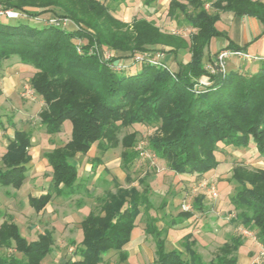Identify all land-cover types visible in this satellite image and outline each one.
Segmentation results:
<instances>
[{"label":"trees","instance_id":"trees-1","mask_svg":"<svg viewBox=\"0 0 264 264\" xmlns=\"http://www.w3.org/2000/svg\"><path fill=\"white\" fill-rule=\"evenodd\" d=\"M152 1L144 0L146 5ZM111 2L118 5L124 0ZM0 8L25 14L16 18L0 15V65L17 58L34 68L29 83L44 102L39 118L46 134L60 132L66 120L71 124L69 139L44 153L51 177L44 193L29 198L35 211L42 210L53 195L69 197L80 191L83 182L73 158L86 154L94 144L98 162L100 155L120 145L121 166L128 169L139 156L134 149L137 132L122 131L134 124L155 127L147 137V148L175 174L202 176L216 168L218 145L247 147L252 143L264 155V62L258 61L256 68L253 64L246 67L247 61L241 60L235 68L226 66L214 72L206 66L215 62L220 50L208 52L211 39L228 38L216 25L220 11L257 19L264 34V0H170L167 15L177 19V25L194 29L187 37L162 30L147 18L150 12L124 21L114 14L115 6L100 0H0ZM40 16H46L44 20L67 17L73 23L41 24L35 20ZM229 41L227 47L242 49ZM96 45L145 56L159 48L176 66L130 60L116 70L111 63L125 58L115 56L106 62ZM181 53L188 58H179ZM168 58L160 61L167 65ZM202 76L208 77L206 84L200 81ZM9 124L14 130L0 157V186L18 189L33 159L32 136L31 131L16 128L11 119ZM226 180L236 185L229 197L235 210L230 222L253 231L264 247V169L236 165ZM113 181L114 190L95 197L99 209L90 210L80 221L82 236L75 246L79 258L58 264H101L110 250L124 261V248L141 214L144 232L154 239L151 264H238L237 251L244 238L234 232L208 261L197 252L190 232L185 234L183 248L167 250L165 227L156 224L161 216L150 214L155 206L146 178L138 180L139 186ZM202 198H194V209H204ZM193 214V210L179 211L170 226ZM3 216L0 211V219ZM54 241L50 230L28 239L12 217L4 218L0 222V264H42ZM8 249L20 255L6 253Z\"/></svg>","mask_w":264,"mask_h":264},{"label":"rangeland","instance_id":"rangeland-1","mask_svg":"<svg viewBox=\"0 0 264 264\" xmlns=\"http://www.w3.org/2000/svg\"><path fill=\"white\" fill-rule=\"evenodd\" d=\"M100 1L109 2L111 6H115L114 14L116 15H118L117 11L120 8L127 7L125 2L117 5L112 3L111 0ZM208 4L209 2L206 3V7H208ZM157 8L158 23L161 25L162 23L168 24L165 28L169 32H175L184 37L192 32L187 25H177L175 23L177 19H175V22L169 23L164 6L160 5ZM189 8L191 7L189 6ZM130 11L131 8L126 17L127 22L132 21L136 16L139 17L138 15H144V11L139 13ZM45 17L40 16L35 20L38 23L45 24ZM179 18H182L181 13H179ZM255 23L257 29H259L260 24L257 21ZM223 41V37H214L210 48L217 47ZM260 43L261 40L250 42L252 46L249 48L260 47ZM108 50L111 52L110 58L122 56V58H125L122 60L124 62L131 60L127 58L132 56L130 52H112L110 49ZM249 51H252V49ZM156 53L163 54L161 57L165 56L163 50L159 48L156 49ZM185 54L181 53L179 58L185 59L187 57ZM170 59L166 60V64L174 69V63ZM16 61V58H12L8 63L3 61L0 65V76L3 75L4 66L14 64L13 62ZM252 64L257 68V62H246L244 65L251 67ZM232 65L228 60L227 67ZM135 67L133 66V68ZM30 73L27 72L24 75L21 85L14 94L3 95L0 87V157L5 149L8 137L13 134L14 129L9 124L10 119L14 122L16 128L31 131L32 146L30 152L33 156L28 165L23 185L19 189L0 186V211L5 215L0 220L9 216L13 217L20 232L28 239H35L39 233L46 230L52 231L55 240L52 251L43 258L42 264H58L70 258H79L75 253V246L78 245L81 239L80 221L90 210L97 211L99 209L95 197L104 195L107 190H114L113 180L123 186H139L138 180L143 177L146 178V182L150 186L149 197L155 206L154 209L150 210V214L161 216L157 222L159 221V224L165 227L163 236L165 237L167 250L175 247L183 248L185 234L190 232L191 238L195 237L196 239L195 242L197 243L194 247L197 252H200L205 261H208L214 256L216 248L228 239L230 232L240 234L242 226H235L230 222L235 215V210L229 202V197L235 192L236 185L227 181L226 178L231 175L232 168L236 165H243L248 168L263 167L264 155L256 151L257 148L252 143L247 147L218 145L216 156L220 159V162L215 174L208 177L204 174L202 176L175 174L167 167L164 160L154 156L152 151L147 148V137L155 131V127L144 124H134L122 131V133L133 130L137 132V143L134 149L139 150V156L128 169L121 166L122 149L120 145L100 155V161L98 162L99 151L94 144L86 154H77L73 158L83 182L80 191L69 197H56L53 195L42 210L35 211L29 203L28 196L45 192L51 177V167L44 152L65 143L69 139L71 124L66 120L60 132L54 135L45 133L39 118V112L44 107V102L34 92L29 83ZM196 196L203 197V210L193 208L192 202ZM187 208L193 210V216L176 225V227H171L169 223L171 218L179 211ZM136 223L137 227L132 232L131 240L124 248L127 258L120 261L118 252L110 250L104 254V261L101 264H151L155 260L154 239L151 235L146 234L143 228L145 217L141 214ZM253 234L243 235L241 233L247 246L245 252L255 254L250 255L252 258L250 264H264V247L257 242L254 232ZM202 236L211 239L206 248L200 244L203 240ZM0 251H3V249H0ZM12 252L15 251L13 249L6 250V253ZM15 253L20 255L18 252Z\"/></svg>","mask_w":264,"mask_h":264},{"label":"crops","instance_id":"crops-1","mask_svg":"<svg viewBox=\"0 0 264 264\" xmlns=\"http://www.w3.org/2000/svg\"><path fill=\"white\" fill-rule=\"evenodd\" d=\"M169 1L170 0H153L149 5H146L144 0H124L128 9H126L127 7L120 8V10L117 11V13L119 15V16L117 15V17H120L124 21H127L126 17L129 13L130 8H131L130 12L133 11V13H135L136 11H137V13L144 11L143 16H147L146 13L150 12V15H148L147 18L153 19L155 21V23L161 27L162 30L169 31L165 28L168 26V24L162 23V25H161L160 23H158L159 21L157 20V11H158L157 7L162 5L166 8L165 14H166V17L169 19L168 22L169 23L175 22L174 18L167 15V8H168ZM181 1L186 2L187 0H181ZM138 16H142V15H138ZM255 21L258 22L257 19L250 17V16H234L232 12L220 11V19L216 22V25H217L219 30H221L227 34L228 38L223 37L224 41L219 43L220 45H218L215 48H210V46H211V42H210L208 52L213 54V53L217 52L219 49H221L223 47H227V45L230 42L229 40H232L233 42H235L237 45L242 47V49L248 53H251V54H262V53H264V38H262V37H264V34L261 33V25H260V28L257 29ZM191 30H194V29L191 28ZM212 39H214V38H212ZM212 39H211V41H212ZM256 40H261L260 47L249 48L252 46V44H250V42H253V41L255 42ZM250 49H252V51H249ZM185 55H187L186 58H188L189 55L188 54H185ZM164 57L168 58L169 56L167 54H165ZM232 58H233V60H231ZM232 58L229 59V63H232L233 65L231 67H227V68H235L238 66V64L241 61L236 57H232ZM168 59H170V57ZM171 59L174 63L173 67H175L176 62H175V60H173V58H171ZM10 60H8L6 63H8ZM13 63L14 64H9L7 66H4L3 67L4 70L2 72L3 75L0 76V87L2 89L3 95L14 94V92L17 90V88L21 85V81H22V78L24 77V75H26L27 72H31L30 74L32 75L34 72V69L31 65L20 63L18 61V59L16 62H13ZM226 66H227V64H226ZM219 161H220V159H219ZM218 166H219V164L217 165V167L215 169L209 170L204 175H207L206 177L212 176L218 170ZM77 168H78V166H77ZM261 168L264 169V166ZM42 193H44V192H39L37 194H31L30 196H28V200L31 196H38L39 194H42ZM56 197H63V196H56ZM12 219H13V217H12ZM0 221H2V220H0ZM13 221L16 222L14 219H13ZM156 224L158 227H162L159 224V221ZM179 224H181V223H179ZM176 225H178V224H176ZM176 225L173 226V228L176 227ZM136 227H137V225H136ZM136 227L133 229V231L136 229ZM144 227H145V223H144L143 228ZM230 233H232V232H230ZM131 235H132V233H131ZM81 236H82V232H81ZM194 239H195V237H194ZM202 239H203L202 242H200L199 240H197V241L200 242V244L206 248L208 246V244L210 243L211 239L208 238L207 236L206 237L202 236ZM196 243L197 242H195V244ZM240 247H242V248L240 249ZM240 247L238 249V262L237 263L238 264H250L251 259H252L250 255H255V254H253L252 252H247V251L245 252V249H247L245 241H243V244Z\"/></svg>","mask_w":264,"mask_h":264},{"label":"built area","instance_id":"built-area-1","mask_svg":"<svg viewBox=\"0 0 264 264\" xmlns=\"http://www.w3.org/2000/svg\"><path fill=\"white\" fill-rule=\"evenodd\" d=\"M0 15H5L9 18H16L19 16H25L24 13L17 11V10H14V9H11V8H7V9L0 8ZM45 23L65 26V25H67L69 23H73V22H72V20H70L67 17H62V18L50 17L47 20H45ZM94 48L96 51H98L100 53V57L102 60H104L106 62L111 61V58H110L111 52L108 49H105V48L100 47L98 45L94 46ZM162 55H160L159 53H156V52L154 55H150V56H145L143 54L135 53L130 57V59L134 62L145 61L147 63L157 64V65H161L165 68H168L167 65L163 64L160 61V58ZM232 57H236L239 60H244L247 62H258V61L264 62V53H262V54H251V53L246 52L243 49L223 47L218 51V53L216 55L215 62L214 63H208L206 66L212 72L224 71L227 61ZM110 66L116 70H120L126 66V62L119 61L117 63H111ZM202 77L203 78L200 81L202 83L206 84L208 82V77L207 76H202ZM214 194H215V192H214ZM186 210H189V209L187 208ZM241 233L243 235H247V234L251 235V234H253V231L242 227L240 230V234ZM263 253H264V250H263Z\"/></svg>","mask_w":264,"mask_h":264}]
</instances>
